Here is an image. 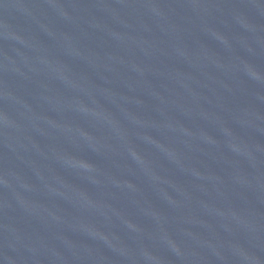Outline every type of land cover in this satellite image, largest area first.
<instances>
[{
  "label": "water",
  "instance_id": "95a60500",
  "mask_svg": "<svg viewBox=\"0 0 264 264\" xmlns=\"http://www.w3.org/2000/svg\"><path fill=\"white\" fill-rule=\"evenodd\" d=\"M0 264H264V0H0Z\"/></svg>",
  "mask_w": 264,
  "mask_h": 264
}]
</instances>
